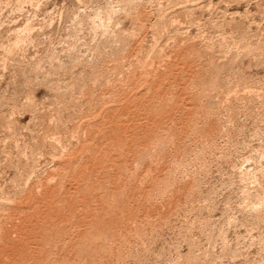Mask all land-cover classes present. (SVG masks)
Wrapping results in <instances>:
<instances>
[{
    "label": "rangeland",
    "instance_id": "rangeland-1",
    "mask_svg": "<svg viewBox=\"0 0 264 264\" xmlns=\"http://www.w3.org/2000/svg\"><path fill=\"white\" fill-rule=\"evenodd\" d=\"M0 264H264V0H0Z\"/></svg>",
    "mask_w": 264,
    "mask_h": 264
},
{
    "label": "bare ground",
    "instance_id": "bare-ground-1",
    "mask_svg": "<svg viewBox=\"0 0 264 264\" xmlns=\"http://www.w3.org/2000/svg\"><path fill=\"white\" fill-rule=\"evenodd\" d=\"M137 1V0H136ZM171 1H173V0H171ZM171 4V3H170ZM173 5V4H172ZM186 25V24H185ZM102 26V25H101ZM91 31V30H90ZM180 33V32H179ZM171 36V35H170ZM118 39V38H117ZM185 39V38H184ZM158 40V39H157ZM182 40L183 39H181V41L180 42H182ZM160 45V44H159ZM12 59V58H11ZM76 62V61H75ZM161 62V61H160ZM22 63V62H21ZM26 63V62H25ZM151 64V63H150ZM163 64V63H162ZM180 64V63H179ZM18 65V64H17ZM69 65V64H68ZM171 65V64H170ZM222 65V64H221ZM66 66V65H65ZM108 66V65H107ZM121 66V65H120ZM160 66V65H159ZM67 67V66H66ZM147 67V66H146ZM21 68V67H20ZM115 68V67H114ZM136 69V68H135ZM23 70V69H22ZM93 70V69H92ZM33 72V71H32ZM115 72V71H114ZM49 75V74H48ZM153 78V77H152ZM158 78V77H157ZM130 79V78H129ZM125 81V80H124ZM37 82V81H36ZM181 82V81H180ZM125 83V82H124ZM133 84V83H132ZM133 85H135V84H133ZM121 88V87H120ZM139 88V87H138ZM128 96V95H127ZM112 97V96H111ZM23 98V97H22ZM25 99V98H24ZM131 100V99H130ZM227 100V99H226ZM6 101V100H5ZM113 102V101H112ZM137 103V102H136ZM61 106V105H60ZM132 106V105H131ZM220 106V105H219ZM225 107V106H224ZM35 108V107H34ZM33 110V109H32ZM24 111V110H23ZM34 111V110H33ZM24 113V112H23ZM124 113V112H123ZM126 113V112H125ZM70 117V116H69ZM31 118V117H30ZM8 123V122H7ZM8 125V124H7ZM10 125V124H9ZM10 127V126H9ZM114 127V126H113ZM120 129V128H119ZM85 130V129H84ZM45 133H47V132H45ZM83 133V132H82ZM66 156V155H65ZM245 177V176H244ZM253 208H254V206H253Z\"/></svg>",
    "mask_w": 264,
    "mask_h": 264
}]
</instances>
